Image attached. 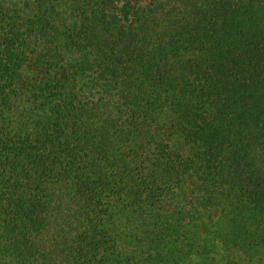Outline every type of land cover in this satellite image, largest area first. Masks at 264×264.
Listing matches in <instances>:
<instances>
[{
  "label": "trees",
  "instance_id": "obj_1",
  "mask_svg": "<svg viewBox=\"0 0 264 264\" xmlns=\"http://www.w3.org/2000/svg\"><path fill=\"white\" fill-rule=\"evenodd\" d=\"M0 264H264V0H0Z\"/></svg>",
  "mask_w": 264,
  "mask_h": 264
}]
</instances>
